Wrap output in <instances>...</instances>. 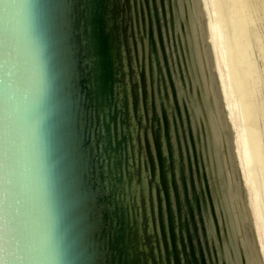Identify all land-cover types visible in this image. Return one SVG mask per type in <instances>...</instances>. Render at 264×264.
Wrapping results in <instances>:
<instances>
[{"label": "water", "instance_id": "obj_1", "mask_svg": "<svg viewBox=\"0 0 264 264\" xmlns=\"http://www.w3.org/2000/svg\"><path fill=\"white\" fill-rule=\"evenodd\" d=\"M0 264H264V0H0Z\"/></svg>", "mask_w": 264, "mask_h": 264}]
</instances>
